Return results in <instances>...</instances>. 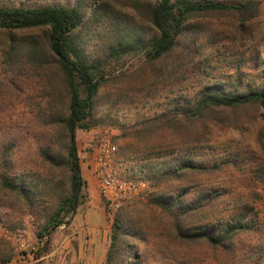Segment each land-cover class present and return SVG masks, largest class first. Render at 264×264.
Returning <instances> with one entry per match:
<instances>
[{
  "label": "trees",
  "instance_id": "obj_1",
  "mask_svg": "<svg viewBox=\"0 0 264 264\" xmlns=\"http://www.w3.org/2000/svg\"><path fill=\"white\" fill-rule=\"evenodd\" d=\"M88 11L61 5L0 6V36L6 38L0 50L3 63L12 71H25L29 67L44 73L49 87L45 105H39L38 114L27 129L28 137L18 135L0 149V205L38 215L43 220L38 232L42 246L50 245L47 238L60 227L72 225L78 210L86 203L88 186L77 131H91L98 125L97 105L100 92L110 81L109 69L125 66L132 57L142 69L151 71L144 74L138 87L119 94L120 100L146 101L156 93L176 97L186 90L185 98H173L163 112L128 129L140 147L141 160L175 159L167 166H141L137 175L150 178L153 188L162 191L153 203L164 213L175 216L173 230L179 243L204 242L214 248H227L237 233L247 230L244 222H229L221 228L199 224L204 205L200 202L187 205L183 196L176 194L197 178L223 172L226 167L222 164L234 163L209 167L196 159L194 149L203 146V141L210 145L209 127L205 124L219 112L264 109V85L245 88L241 78L235 80L234 86L224 79L207 83L199 78L192 80L186 73L196 65L195 57L178 50L190 33L193 19L235 14L241 20L236 27L241 35L242 26L257 17L258 7L246 0L238 5L216 0H156L140 4L139 12L147 17L151 30L145 28L143 21L138 26L130 19V26L116 25L110 29L105 42L93 54L89 53ZM39 30L43 35L26 34ZM184 79L188 85L181 88ZM198 124H204V134L193 133ZM28 141H40L37 155L30 160L22 157ZM167 191L172 194L167 196ZM129 215L124 217L119 212L115 216L104 264H140L139 254L131 249L135 238L132 229L139 220L133 222ZM41 255L37 253V257ZM12 260L10 245L0 240V264Z\"/></svg>",
  "mask_w": 264,
  "mask_h": 264
},
{
  "label": "rangeland",
  "instance_id": "obj_2",
  "mask_svg": "<svg viewBox=\"0 0 264 264\" xmlns=\"http://www.w3.org/2000/svg\"><path fill=\"white\" fill-rule=\"evenodd\" d=\"M155 1L0 0V6L61 5L89 10V53L93 54L105 42L110 29L116 25L128 27L130 19L133 20L132 24L138 26H141L138 22L143 21L145 28L151 30L147 17H142L139 12V5ZM216 1L238 5L242 0ZM246 2L256 5L259 11L256 18L242 26L241 35L236 31L241 20L235 14L202 15L192 20L190 33L178 50L195 57L196 65L186 73L192 80L199 78L207 83L209 80L224 79L234 86L235 80L241 78L245 88L264 85V0ZM26 34L41 36L43 32L30 31ZM5 40L0 36V50ZM28 68L25 71H12L0 58V149L18 135L28 137L27 129L35 120L39 105H45L49 92L46 75ZM150 71L142 69L137 59L132 57L125 66L116 65L109 69L110 81L100 92L97 105L95 118L98 125L91 131H77L84 170L97 186H87L86 203L78 210V216L71 226H62L47 238L49 246H42L39 239L33 242L36 252L42 254L36 264L105 263L111 243L112 224L119 212L111 217L100 194L95 173V152L102 141L110 140L118 146V162L126 170L125 175L139 174L141 166H167L174 162L173 157L141 160L140 147L129 135L128 129L138 121L163 112L173 98H185L186 90L177 93L176 97L156 93L150 100H138L135 103L119 98V94L121 96L127 89L138 87L144 74ZM187 85V79H184L180 87ZM205 125L209 127L210 145L203 141V146L194 149L196 159L209 167L234 163L222 164L226 167L223 172L217 171L209 177L197 178L175 194L183 196L187 205L192 202L204 205L199 224H214L221 228L229 222L242 220L247 230L237 233L225 249L214 248L204 242L179 243L173 230L175 216L164 213L153 203L155 197L162 195V191L157 192L153 188L150 178L141 177L147 182V189L131 206L120 212L124 217L130 213L133 222L139 220L132 229L135 238L131 241V249L139 254L140 264H264V109L219 112L215 119L210 118V122ZM205 130L204 124H198L193 133L204 134ZM39 144L40 141H28L23 147L22 157L26 160L34 158ZM186 189H189L187 194ZM166 194L169 196L172 191ZM99 201L101 207L97 209L94 204ZM88 202L89 233L79 239L78 230L82 227V215L87 211ZM27 214L36 217L38 235L43 223L38 215L26 209L0 205V221L11 228H19ZM10 247L13 260L22 258L12 245ZM24 261L35 264L32 260Z\"/></svg>",
  "mask_w": 264,
  "mask_h": 264
},
{
  "label": "built area",
  "instance_id": "obj_3",
  "mask_svg": "<svg viewBox=\"0 0 264 264\" xmlns=\"http://www.w3.org/2000/svg\"><path fill=\"white\" fill-rule=\"evenodd\" d=\"M95 173L99 180L102 200L108 213L114 217L124 208L131 206L147 189V182L139 176L125 175L123 165L118 162V146L110 140H104L96 149ZM36 217L27 214L19 228H11L0 221V238L12 245L16 252L26 260L38 263L33 242L38 239Z\"/></svg>",
  "mask_w": 264,
  "mask_h": 264
},
{
  "label": "crops",
  "instance_id": "obj_4",
  "mask_svg": "<svg viewBox=\"0 0 264 264\" xmlns=\"http://www.w3.org/2000/svg\"><path fill=\"white\" fill-rule=\"evenodd\" d=\"M82 169H83L84 177H85V179H86V181L88 183V188H89V185L92 186L93 188H96L97 183L96 182L94 183V180L92 181V179L89 177V174L86 173V171L84 170V165L83 164H82ZM94 205H95V207H97V209L98 208L100 209V207H101L100 201L95 203ZM92 214L93 213H91V215ZM98 214L100 215V213H98ZM77 216H78V214H77ZM82 216H83L82 227H80L79 230H78L79 239H82L83 236L86 237V235L89 233V202H88L87 211H85ZM79 224H81V221H79ZM9 264H31V263L22 260V258H19V259L12 260V262H10Z\"/></svg>",
  "mask_w": 264,
  "mask_h": 264
}]
</instances>
